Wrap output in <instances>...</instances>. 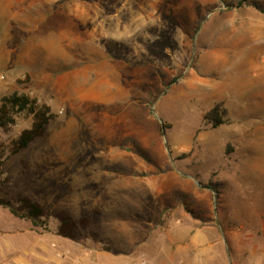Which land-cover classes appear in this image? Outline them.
<instances>
[{"label": "rangeland", "instance_id": "374dc122", "mask_svg": "<svg viewBox=\"0 0 264 264\" xmlns=\"http://www.w3.org/2000/svg\"><path fill=\"white\" fill-rule=\"evenodd\" d=\"M14 92L56 116L0 128V197L49 228L0 206V264H264V0H0Z\"/></svg>", "mask_w": 264, "mask_h": 264}, {"label": "trees", "instance_id": "16d2710c", "mask_svg": "<svg viewBox=\"0 0 264 264\" xmlns=\"http://www.w3.org/2000/svg\"><path fill=\"white\" fill-rule=\"evenodd\" d=\"M240 4H242V1ZM19 114H25L31 117L32 124L29 128L24 129L12 142L9 155L18 153L20 150L28 147L35 138L43 136L49 122L56 116L50 106L46 104L40 105L36 99L31 98L25 93L14 92L10 95L3 96L0 107V128L6 129L14 125L16 121L15 117ZM224 114H226V111L218 103L205 114L204 118L216 128L226 122ZM5 158L4 149L0 143V185L5 181L1 168ZM0 206L8 209L16 217L29 220L36 227L43 229L49 228L48 213H46L40 203L33 201L27 196H18L15 199L0 197ZM56 217L60 221L57 233L66 238H75L80 223L85 224L89 222L88 219H83L81 222H78L64 213H58Z\"/></svg>", "mask_w": 264, "mask_h": 264}, {"label": "built area", "instance_id": "2783aa9c", "mask_svg": "<svg viewBox=\"0 0 264 264\" xmlns=\"http://www.w3.org/2000/svg\"><path fill=\"white\" fill-rule=\"evenodd\" d=\"M136 264H148V262L146 260H140L138 263Z\"/></svg>", "mask_w": 264, "mask_h": 264}, {"label": "crops", "instance_id": "0c3cea01", "mask_svg": "<svg viewBox=\"0 0 264 264\" xmlns=\"http://www.w3.org/2000/svg\"><path fill=\"white\" fill-rule=\"evenodd\" d=\"M23 261H25V259L23 258L22 259ZM20 261V258H17V259H15V261L14 262H19Z\"/></svg>", "mask_w": 264, "mask_h": 264}]
</instances>
